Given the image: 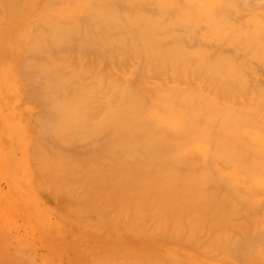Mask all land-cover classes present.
Wrapping results in <instances>:
<instances>
[{"label":"bare ground","instance_id":"1","mask_svg":"<svg viewBox=\"0 0 264 264\" xmlns=\"http://www.w3.org/2000/svg\"><path fill=\"white\" fill-rule=\"evenodd\" d=\"M264 264V0H0V264Z\"/></svg>","mask_w":264,"mask_h":264},{"label":"crops","instance_id":"2","mask_svg":"<svg viewBox=\"0 0 264 264\" xmlns=\"http://www.w3.org/2000/svg\"><path fill=\"white\" fill-rule=\"evenodd\" d=\"M30 252V255L34 261L35 264H56L54 262H51L49 260H44L41 253L38 251V249L36 248V245L34 243V241H30V243L24 248V251H28Z\"/></svg>","mask_w":264,"mask_h":264}]
</instances>
